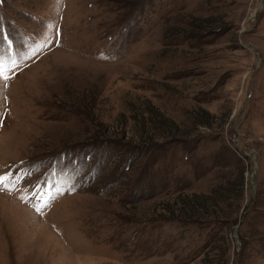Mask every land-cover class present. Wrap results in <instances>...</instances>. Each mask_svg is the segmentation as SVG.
Segmentation results:
<instances>
[{"label": "rangeland", "instance_id": "374dc122", "mask_svg": "<svg viewBox=\"0 0 264 264\" xmlns=\"http://www.w3.org/2000/svg\"><path fill=\"white\" fill-rule=\"evenodd\" d=\"M0 70V264H264V0H0Z\"/></svg>", "mask_w": 264, "mask_h": 264}, {"label": "trees", "instance_id": "16d2710c", "mask_svg": "<svg viewBox=\"0 0 264 264\" xmlns=\"http://www.w3.org/2000/svg\"><path fill=\"white\" fill-rule=\"evenodd\" d=\"M240 177L241 176L236 178L237 191L235 192V194L230 193V191H233V186H231V184H233L234 181L233 179L227 178L224 179L223 182H219L213 185L206 192H192L188 195L186 194L184 198H186L185 202L187 204H181V206L186 211H188L189 216H195L196 214H214L219 220L222 221H225L227 218L235 220L236 215L228 216L229 212L225 208H229L230 206L237 207L238 204H222V206H219L217 203L218 201H226L227 203L229 202L228 200H232V197L235 196L234 198H236V194L241 189L240 187L242 184V180ZM218 210H220L221 212L219 213Z\"/></svg>", "mask_w": 264, "mask_h": 264}, {"label": "snow or ice", "instance_id": "6c2138e0", "mask_svg": "<svg viewBox=\"0 0 264 264\" xmlns=\"http://www.w3.org/2000/svg\"><path fill=\"white\" fill-rule=\"evenodd\" d=\"M0 77H2L4 80L8 79V76L4 74L2 70H0ZM6 86V85H5ZM7 179V177H0V185L4 184V181ZM39 211V209H37Z\"/></svg>", "mask_w": 264, "mask_h": 264}]
</instances>
